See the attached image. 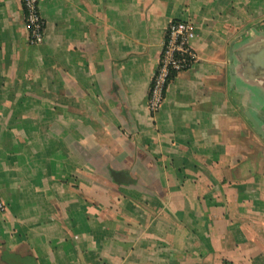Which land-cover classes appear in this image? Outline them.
I'll use <instances>...</instances> for the list:
<instances>
[{"label":"crops","instance_id":"obj_1","mask_svg":"<svg viewBox=\"0 0 264 264\" xmlns=\"http://www.w3.org/2000/svg\"><path fill=\"white\" fill-rule=\"evenodd\" d=\"M0 0V264H264V0ZM196 60L150 88L171 20Z\"/></svg>","mask_w":264,"mask_h":264},{"label":"built area","instance_id":"obj_2","mask_svg":"<svg viewBox=\"0 0 264 264\" xmlns=\"http://www.w3.org/2000/svg\"><path fill=\"white\" fill-rule=\"evenodd\" d=\"M24 20L27 28L28 42L32 45L44 41L45 23L40 14L39 0H22ZM195 36V26L187 20H171L165 31V41L160 54L159 64L153 76L150 88L149 106L155 114L162 102L172 74L186 70L196 60V53L190 45ZM0 198V211L5 209Z\"/></svg>","mask_w":264,"mask_h":264},{"label":"water","instance_id":"obj_3","mask_svg":"<svg viewBox=\"0 0 264 264\" xmlns=\"http://www.w3.org/2000/svg\"><path fill=\"white\" fill-rule=\"evenodd\" d=\"M253 124L256 127V129L258 130L259 134L264 137V132L261 130L259 125L255 121H253Z\"/></svg>","mask_w":264,"mask_h":264},{"label":"trees","instance_id":"obj_4","mask_svg":"<svg viewBox=\"0 0 264 264\" xmlns=\"http://www.w3.org/2000/svg\"><path fill=\"white\" fill-rule=\"evenodd\" d=\"M175 75H176V74H175V73H173V74H172V78H174V76H175Z\"/></svg>","mask_w":264,"mask_h":264}]
</instances>
